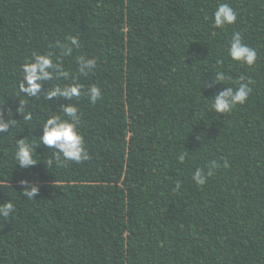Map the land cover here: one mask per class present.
Instances as JSON below:
<instances>
[{
	"label": "trees",
	"instance_id": "obj_1",
	"mask_svg": "<svg viewBox=\"0 0 264 264\" xmlns=\"http://www.w3.org/2000/svg\"><path fill=\"white\" fill-rule=\"evenodd\" d=\"M224 2L238 18L216 29ZM234 31L255 65L227 56ZM68 36L81 46L61 58L66 69L77 72L78 56L97 60L77 75L101 100L72 101L91 159L58 168L50 148L33 145L38 162L21 168L16 141L39 139L43 120L69 103L17 95L21 66ZM217 70L254 81L228 114L207 108L237 87L214 83ZM0 117L21 121L0 130V205H16L0 217V264H264V0H0ZM213 159L221 167L196 186L191 171Z\"/></svg>",
	"mask_w": 264,
	"mask_h": 264
},
{
	"label": "clouds",
	"instance_id": "obj_2",
	"mask_svg": "<svg viewBox=\"0 0 264 264\" xmlns=\"http://www.w3.org/2000/svg\"><path fill=\"white\" fill-rule=\"evenodd\" d=\"M238 12L230 3H220L213 13L212 25L216 29L226 30L227 26L236 23ZM227 48V56L230 57L233 64L247 65L249 67L256 64L258 53L249 44L245 42L243 35L234 31L229 40ZM72 45L81 46L80 40L76 36H68L65 41H56L54 47L57 52H33L31 59L21 66L22 79L16 90L17 95L23 94L25 100L27 97L40 99L42 96L44 101L51 100L52 97H63L69 101L67 104L59 105L62 109L61 113L53 112L48 118L43 120V134L39 139L23 138L16 141V147L12 150L14 162H18L21 168L34 165L38 162L39 157L35 153L33 145H45L52 150V157L56 160V167L66 168L70 165H79L91 159V153L86 145L85 137L81 132L82 118L80 115L79 105L73 103V98L80 100L85 98L89 103L96 104L102 98V92L99 86L93 84L85 88L79 81L78 75H87L92 72L96 65L95 58L86 56L77 57V72H70L64 67L61 58L70 55ZM219 63V61H218ZM61 77L63 79H61ZM230 81L237 87H227L226 90L217 94L212 101L208 102L207 108L216 113H231L237 105H243L248 101L250 93L253 91L251 85L254 81L250 77L241 75L238 80H233L232 76L227 75L224 71L217 70L214 83L217 81ZM246 82H242L245 81ZM45 81H61L53 83L50 88L42 87ZM23 103L18 111L23 112ZM31 113H26L22 120L23 124H27L31 120ZM3 118L0 117V121ZM21 123V121H4L0 122V130L9 127V124ZM189 153H181L178 159L183 162L185 156ZM48 167H53V159L47 161ZM224 167H228V161L224 160ZM221 167L216 160H210L202 167H196L191 171V180L196 186L203 187L208 182L209 177L214 175L217 168ZM22 183H24L22 181ZM183 181L177 179L175 181L174 191H179ZM37 187H32L31 191L24 189V195L29 200L33 194L37 192ZM15 195V194H13ZM16 208V205L9 201L0 205V217L8 219L10 210ZM12 216L16 212H11Z\"/></svg>",
	"mask_w": 264,
	"mask_h": 264
}]
</instances>
